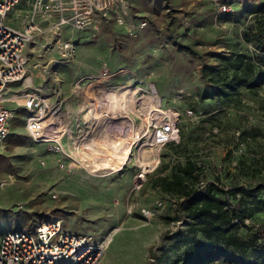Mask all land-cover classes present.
Returning <instances> with one entry per match:
<instances>
[{
    "label": "rangeland",
    "instance_id": "obj_1",
    "mask_svg": "<svg viewBox=\"0 0 264 264\" xmlns=\"http://www.w3.org/2000/svg\"><path fill=\"white\" fill-rule=\"evenodd\" d=\"M23 1L31 11L28 22L41 16L46 23L36 22L40 30L31 44L30 80L18 85V91L34 89L54 100L61 97L56 123L71 131L62 141L97 163L114 151L108 138L118 135L120 123V141L130 145L126 161L131 159L119 169L86 167L77 157L50 151L28 135L27 112L9 102L14 110L10 135L0 143V236L59 220L65 229L87 235L98 245L121 227L97 264H175L191 239L185 237L186 226L179 218L178 197L154 183L170 177L174 167L189 158L203 168L200 185L218 181L226 190L255 189L241 212L254 230L264 229V84L257 95L242 88L243 103L238 106L201 100L199 94L211 88L202 72L205 64L216 65L219 56L237 50L258 55L244 32L254 24V5H264V0H60L67 24L58 30L52 24L62 12L34 13L32 0L19 3ZM103 63L124 70L112 82L121 99L114 110L108 109L113 103L106 94L75 85ZM149 81L163 103L177 97V106L197 113L194 120L182 119L181 146L151 147L146 137L136 140L131 122L140 121L141 102L124 106V92L128 89L124 104L130 103L131 93L122 86L141 87ZM93 92L108 107L99 104L100 112L96 105L90 107ZM143 209L150 210L149 217Z\"/></svg>",
    "mask_w": 264,
    "mask_h": 264
},
{
    "label": "built area",
    "instance_id": "obj_2",
    "mask_svg": "<svg viewBox=\"0 0 264 264\" xmlns=\"http://www.w3.org/2000/svg\"><path fill=\"white\" fill-rule=\"evenodd\" d=\"M19 2L20 0H0V143L9 137L14 116V110L8 103L21 101L22 108L27 112L25 123L28 135L34 141L46 144L50 151L62 152L71 157L62 141V137L71 132L68 127L64 126L63 134L55 139L47 137L44 132L45 122L51 116L55 122L58 121L57 117L63 104L61 97L54 100L48 93L34 89L20 93L10 91L12 85L24 84L30 80L28 66L31 44L34 34L40 30L34 19L25 23L22 30H16L6 22L8 13ZM32 4L34 13L51 15L62 12L58 23L53 26L54 29L58 30L67 24L64 6L60 0H32ZM76 20L81 23V19ZM70 46L71 44H68L67 48ZM67 53L71 55L70 51ZM122 73L124 70H116L108 63H103L97 73L77 79L75 85L78 89L87 86L86 90L93 89L108 96L109 93L119 91L112 82L119 79ZM122 87L129 88V104L132 101L141 102L140 121L136 124L133 122L137 131V142L141 137H146L145 144L151 147L179 143L182 119L197 118V113L191 107L183 110L177 106L181 101L177 97L173 98L172 102L157 104L154 97L160 93L152 81L144 83L141 87ZM123 102L126 103V100ZM142 213L149 217L150 210L143 209ZM104 251V247L101 244L96 245L91 237L65 229L59 220L41 222L33 229L7 231L0 236V264H97Z\"/></svg>",
    "mask_w": 264,
    "mask_h": 264
},
{
    "label": "trees",
    "instance_id": "obj_3",
    "mask_svg": "<svg viewBox=\"0 0 264 264\" xmlns=\"http://www.w3.org/2000/svg\"><path fill=\"white\" fill-rule=\"evenodd\" d=\"M254 7V24L244 32V38L258 55L253 57L237 50L219 56L216 65L205 64L202 72L211 88L199 92L201 100L238 106L243 103L242 88L253 95L259 93L264 84V5ZM182 142L183 139L176 145L181 146ZM202 172V166L189 158L174 167L170 177H161L154 183L178 197L179 218L186 226L185 237L191 239L175 264H213L220 260L251 264L260 259L264 264V229L254 230L241 212L246 197L255 196V189L240 186L226 190L218 181H208L201 187Z\"/></svg>",
    "mask_w": 264,
    "mask_h": 264
},
{
    "label": "bare ground",
    "instance_id": "obj_4",
    "mask_svg": "<svg viewBox=\"0 0 264 264\" xmlns=\"http://www.w3.org/2000/svg\"><path fill=\"white\" fill-rule=\"evenodd\" d=\"M124 93L127 95V92H124ZM91 95L93 96V98L90 100V102H91L92 105H96L97 112H100L102 110V107L99 104L105 105V106L108 107V104H105L104 102H102V101H105V100H102L99 95L95 94L94 92L91 93V94H89L90 97H91ZM108 96L110 97V102L113 103L112 106L110 105L111 107H109L108 109L114 110V108H116L115 106L117 105V102L119 103V100H121V99H117V97H116L117 94L116 93H109ZM126 98H127V96L125 98H123L122 101H125ZM154 100L156 101L157 104L158 103L160 105L163 104V97H162L161 94H158V96H155L154 97ZM123 105L124 106H126V105H129L130 106L131 104H129V103L128 104H124L123 103ZM131 123H132L133 130H135V133H136L134 135L137 138V131H136L135 124H133V122H131ZM45 125H46V128H45L44 132L46 133L45 135L47 137H50L52 139H55V138L60 137L63 134V127L60 126L58 123H56L53 120V117L52 116L45 122ZM118 127H119V131L117 133L118 135L115 136V137H112V138H108L110 140V142H111V145H112V148L114 149V151H112L110 154H108V157L109 158L108 159H105V162L104 163H102V162L97 163L90 156H88V155H81V154H79V152H77L72 147L68 148L67 146H65L66 147V150L71 155L72 158H76L77 157V161H79L82 165H84L86 167H89V165L95 167V166H97V164H99V165H102L103 164V166L112 165V166H114L113 168L119 169L120 167H122L123 165H126L130 161L131 155H130L129 159L126 161L127 155H128V152H129L130 145L124 144V143H122L120 141V138H121L120 123L118 124ZM126 133H128V132L126 131ZM126 133L123 132V134H126ZM129 139H130V137H129ZM133 145H135V142L133 143ZM119 151L122 153V156L121 157L119 156L120 155L119 154ZM119 158H120V160H119ZM143 174H140V177H143ZM123 226H125V225H123ZM121 230H122L121 227L120 228H116V229L114 228V230L106 236V239L102 243H99V244H101L104 247V249H105V247H107L112 242L113 237H114V234L119 233Z\"/></svg>",
    "mask_w": 264,
    "mask_h": 264
},
{
    "label": "crops",
    "instance_id": "obj_5",
    "mask_svg": "<svg viewBox=\"0 0 264 264\" xmlns=\"http://www.w3.org/2000/svg\"><path fill=\"white\" fill-rule=\"evenodd\" d=\"M29 3L26 1H23V3H19L17 4L7 15L6 18V22L13 27L16 30H22L23 26L25 23L28 22L29 18L31 17L30 13L31 11L29 10ZM36 22H38V24L44 22V18L41 16H37L36 18ZM59 21V16L55 17V22L52 24H56ZM46 23V21H45ZM20 84H14L10 87V91L12 93L17 92L19 90V86ZM19 92V91H18ZM23 92V91H21ZM11 93V94H12ZM20 93V92H19ZM17 102V101H16ZM16 105H19L22 107V102L18 101L17 104L13 103ZM74 109V108H73ZM76 111V110H75Z\"/></svg>",
    "mask_w": 264,
    "mask_h": 264
}]
</instances>
